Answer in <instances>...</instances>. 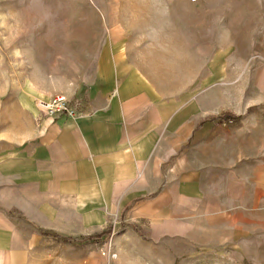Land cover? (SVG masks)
<instances>
[{"label": "rangeland", "instance_id": "374dc122", "mask_svg": "<svg viewBox=\"0 0 264 264\" xmlns=\"http://www.w3.org/2000/svg\"><path fill=\"white\" fill-rule=\"evenodd\" d=\"M103 87L157 125L159 188L119 211L21 176L40 103ZM0 264H264V0H0Z\"/></svg>", "mask_w": 264, "mask_h": 264}, {"label": "crops", "instance_id": "0c3cea01", "mask_svg": "<svg viewBox=\"0 0 264 264\" xmlns=\"http://www.w3.org/2000/svg\"><path fill=\"white\" fill-rule=\"evenodd\" d=\"M105 88L69 98L82 104L77 120H52L38 107L40 123L20 144L21 176L35 177L46 195L93 197L103 205L111 198L119 211L126 198H143L159 188L157 125L136 113L133 97L126 100L117 92L108 99ZM194 180L200 186L199 177ZM189 181L181 190L165 189L155 201H139L134 211L156 218L169 202L199 195Z\"/></svg>", "mask_w": 264, "mask_h": 264}, {"label": "built area", "instance_id": "2783aa9c", "mask_svg": "<svg viewBox=\"0 0 264 264\" xmlns=\"http://www.w3.org/2000/svg\"><path fill=\"white\" fill-rule=\"evenodd\" d=\"M40 108L43 110L46 117L52 120H58L63 117L70 120H77L83 115L82 104L64 95H56L48 101L41 102Z\"/></svg>", "mask_w": 264, "mask_h": 264}, {"label": "trees", "instance_id": "16d2710c", "mask_svg": "<svg viewBox=\"0 0 264 264\" xmlns=\"http://www.w3.org/2000/svg\"><path fill=\"white\" fill-rule=\"evenodd\" d=\"M241 119H242V116H236L233 114H225V115L215 118L213 121L221 125L224 123L239 122ZM111 233L112 231L109 229L107 231H104L100 235H98L97 238L102 239L105 236H110Z\"/></svg>", "mask_w": 264, "mask_h": 264}]
</instances>
